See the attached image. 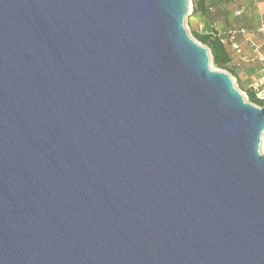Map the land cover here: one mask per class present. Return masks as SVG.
<instances>
[{
	"label": "water",
	"instance_id": "obj_1",
	"mask_svg": "<svg viewBox=\"0 0 264 264\" xmlns=\"http://www.w3.org/2000/svg\"><path fill=\"white\" fill-rule=\"evenodd\" d=\"M190 0H0V264H264V102Z\"/></svg>",
	"mask_w": 264,
	"mask_h": 264
},
{
	"label": "rangeland",
	"instance_id": "obj_2",
	"mask_svg": "<svg viewBox=\"0 0 264 264\" xmlns=\"http://www.w3.org/2000/svg\"><path fill=\"white\" fill-rule=\"evenodd\" d=\"M209 6L206 8V14L201 15L200 13L194 14L193 2L190 0L189 11L184 17L183 26L187 34L193 39L192 34L194 32L198 34H206L210 32H216L225 42L226 46L230 49L233 41L242 38L236 36L235 40H231V31L240 29L250 30V34L256 35L258 33L253 32L255 28V23H264V0H205ZM257 18V19H255ZM262 23V24H263ZM245 31V32H246ZM260 34V33H259ZM259 41L261 49H264L262 44V38L259 35L256 39ZM208 51V50H207ZM209 57V67L211 70L222 71L227 73L235 88L247 101V92L249 90V85L255 77H257L261 68H258L255 74L251 76L252 79H245L243 82L238 81L237 74L244 69L242 66H237L236 64L228 66L227 70L216 69L211 63L210 53L208 51ZM258 59H254L248 65L257 67ZM260 152H264V137L262 134Z\"/></svg>",
	"mask_w": 264,
	"mask_h": 264
},
{
	"label": "crops",
	"instance_id": "obj_3",
	"mask_svg": "<svg viewBox=\"0 0 264 264\" xmlns=\"http://www.w3.org/2000/svg\"><path fill=\"white\" fill-rule=\"evenodd\" d=\"M191 1L193 2V4H197V2L200 0H191ZM194 14H197V13H194ZM255 19H257V18H255ZM262 23L263 22H260V23L257 22L254 24L255 28H253V32L258 33L256 35L250 34L251 33L250 30H248V33L246 30H243V29H240V30H243L244 33H241L240 30L239 31H236V30L231 31V37H230L231 40H235V37L237 35L242 37V38H238V40L233 41L231 46H230V49L226 46L225 42L223 41L225 46H226L227 52L229 54V58H230V62L228 64V66L236 64L238 66L240 65V66L244 67V69H242V71H240L237 74L238 81L243 82L245 79H252L251 76L253 74H255V72L257 71L258 68H261V70L264 68V49L260 48L259 41L256 40L257 37L260 35L262 38V44H263L264 36L262 35L261 32H259V29L261 27H264V23L263 24ZM233 45H237L240 47V49L242 51V54L240 56L236 55L233 52V49H232ZM254 59H258V61H259L257 63L258 64L257 67H253L251 65L249 66L248 64L250 62H253ZM254 79H252V80H254Z\"/></svg>",
	"mask_w": 264,
	"mask_h": 264
},
{
	"label": "trees",
	"instance_id": "obj_4",
	"mask_svg": "<svg viewBox=\"0 0 264 264\" xmlns=\"http://www.w3.org/2000/svg\"><path fill=\"white\" fill-rule=\"evenodd\" d=\"M209 6L205 0H200L197 4H193V13L206 14V8ZM193 39L200 45L207 48L210 53L211 63L214 68L227 70L230 62L229 54L222 38L216 32H210L206 34H198L194 32L192 34ZM247 92V101L253 105L261 106L262 103L257 100L254 95L249 91ZM264 137V132H263Z\"/></svg>",
	"mask_w": 264,
	"mask_h": 264
},
{
	"label": "built area",
	"instance_id": "obj_5",
	"mask_svg": "<svg viewBox=\"0 0 264 264\" xmlns=\"http://www.w3.org/2000/svg\"><path fill=\"white\" fill-rule=\"evenodd\" d=\"M240 32L244 33L243 30H240ZM259 32H261L262 35L264 36V27H261L259 29ZM263 45H264V40H263ZM232 49L236 55L240 56L242 54V51L239 46L233 45ZM249 91L254 95V97L257 100H259L263 104L264 102V68L261 70L260 74L250 83Z\"/></svg>",
	"mask_w": 264,
	"mask_h": 264
}]
</instances>
